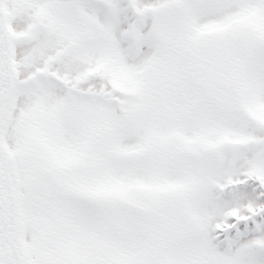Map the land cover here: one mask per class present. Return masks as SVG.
<instances>
[{"label":"snow or ice","instance_id":"snow-or-ice-1","mask_svg":"<svg viewBox=\"0 0 264 264\" xmlns=\"http://www.w3.org/2000/svg\"><path fill=\"white\" fill-rule=\"evenodd\" d=\"M0 264H264V0H0Z\"/></svg>","mask_w":264,"mask_h":264}]
</instances>
